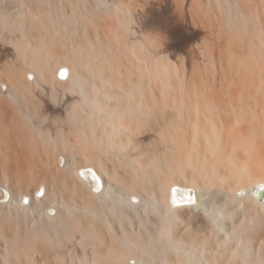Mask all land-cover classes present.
<instances>
[{"label":"bare ground","instance_id":"1","mask_svg":"<svg viewBox=\"0 0 264 264\" xmlns=\"http://www.w3.org/2000/svg\"><path fill=\"white\" fill-rule=\"evenodd\" d=\"M0 264H264V0H0Z\"/></svg>","mask_w":264,"mask_h":264},{"label":"rangeland","instance_id":"2","mask_svg":"<svg viewBox=\"0 0 264 264\" xmlns=\"http://www.w3.org/2000/svg\"><path fill=\"white\" fill-rule=\"evenodd\" d=\"M165 15H166V17H165ZM165 15L162 16V18H163L162 20H163L164 22H165V18H167V14H165ZM164 17H165V18H164ZM164 22L161 23L162 25H159V26L156 25L157 27H156L155 25H152V26L150 27L149 30H152V29H153V30H152V31H149V30H148V31H147V34H148V35H147L146 32L144 31V32H145V35H147V36H149V35H150V36H151V35H154V34H153L154 31L157 32V31H159V29H162V28H163V24H164V25H165V24L167 25V24H170V23H171L170 20H168V19H166V23H164ZM160 26H161V27H160ZM153 27H154V28H153ZM135 29H136V28H135ZM137 32H140V35H142V36H139V33H137L139 37H143V38H144V37H147V36H143L144 32L138 31V29H137ZM148 32H151V33L149 34ZM141 33H142V34H141ZM137 34H136V36H137ZM136 36H133L134 38H133L132 36H130V37H131L132 40H133V39H135V38H136V39L138 38V36H137V37H136ZM130 37H129V38H130ZM131 38L129 39L130 42H131ZM136 39H135L134 41H136ZM139 39H140V38H139ZM139 39H137V40H139ZM141 40H142V39H141ZM168 50H170V51H168V53L171 52V51L173 52L172 49H168ZM164 51H165V52H164ZM164 51H162V52H163L162 55H164V54H166V55L171 54V53L168 54V53H167V50H164ZM168 57H170V55H169Z\"/></svg>","mask_w":264,"mask_h":264}]
</instances>
